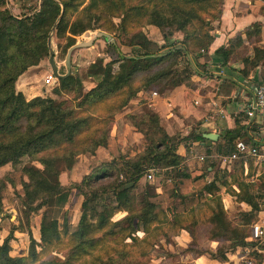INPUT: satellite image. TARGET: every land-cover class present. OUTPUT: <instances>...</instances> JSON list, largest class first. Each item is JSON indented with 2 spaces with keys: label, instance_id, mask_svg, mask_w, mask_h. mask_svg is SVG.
I'll use <instances>...</instances> for the list:
<instances>
[{
  "label": "trees",
  "instance_id": "obj_1",
  "mask_svg": "<svg viewBox=\"0 0 264 264\" xmlns=\"http://www.w3.org/2000/svg\"><path fill=\"white\" fill-rule=\"evenodd\" d=\"M5 4L6 0H0V10H4ZM221 5L222 0H40L38 8L31 14L10 15L6 21L0 23V166L5 163H16L22 157L39 164V166L29 164L24 168L28 179V184L24 185V196L28 201L39 199V204H45L49 211L42 215L39 223L40 242L49 243L66 234L68 223L65 219L62 218L60 229L56 217L50 214L54 208H60L65 204L70 191L68 186L59 182L58 173L61 167L69 168L79 153H93L98 145L105 142L111 114L131 95L138 93L140 98L146 100L147 93L155 90V85L192 84L189 79L190 74L196 72L208 74L204 62H199L197 58L204 55L202 52L206 51L212 40L210 32L212 21L218 19ZM72 10L76 12L74 19L69 23L70 33L73 34L87 28H98L99 25L91 26L93 19L99 23L104 17V20H108L107 24L112 25L110 17L121 15L118 28L122 31L127 28L133 29L130 45L135 48L136 53L124 55L118 52L119 70L115 73L107 72L106 77L103 76L85 91L82 99L74 105H65L62 100H55L49 96L34 95L25 99L21 91L15 89L14 82L17 76L29 65L38 63L48 54L47 36L50 29L53 26L56 32L64 30L68 24V14ZM131 19L133 20L129 21ZM142 24H152L160 30L163 43L158 44V48L152 38L141 30ZM258 25L257 22L252 23L246 28V32L254 31ZM174 31H179L181 37L173 38ZM238 37L239 35H236L233 38L235 44L239 43ZM164 47L165 50L160 51ZM230 47L231 44L220 45L213 50V53L218 55L220 64H224L228 58ZM252 52L249 60L243 57V72L259 59L264 63V44L254 46ZM170 56H178L177 63L183 64L182 71L185 75L175 78L168 74L172 71L158 70L152 73L145 83L134 86L132 81L135 73ZM71 79L70 72L59 78L60 87H68ZM100 83H103L104 87L100 88ZM144 115L154 124L159 137L151 139L149 149L144 155V160L148 163L142 165L140 161H134L124 183H136L153 163H163L165 167L174 168L175 173L173 180L161 185L163 195L169 196L168 191H171V196L189 193L188 197L184 198L185 201H196L203 195L217 198L214 193L217 190L214 179L204 178L205 166L190 170L185 164L184 156L176 152L177 144L182 138L176 133H166L152 109L145 110ZM195 138L203 139L201 135H196ZM236 140L246 141L244 137ZM236 140L224 145V152L228 154L232 152ZM236 164L234 168L236 167L237 170L239 164L238 162ZM89 179L90 177H85L81 180L88 184ZM231 181H236L238 186V190L233 193L236 200H243L250 206L249 211L244 212V223H248L255 218L259 209L251 193L255 190L254 185L238 180L237 177L231 178ZM121 184L123 183L109 188L114 203L113 205L103 203L101 209H96V221L89 233L83 230L80 223L70 234L68 233L71 237L68 253L71 252L65 254L63 259L54 260L44 256L36 263L38 252L35 245L38 241L28 233L26 256L9 255L8 239L7 237L2 239L0 264H68L70 259L83 257L82 254L105 238H110L111 234L115 236V233L122 228L124 219L127 221L129 232L127 238L131 241L136 240L137 237L131 232L132 229L136 230L141 225L140 229L144 232L145 222L153 221L155 215L157 216L155 211L157 204L142 197L137 212L125 214L120 219H111L114 211L120 209L128 211L130 188L119 189ZM83 195V201L86 203L97 197L95 192L90 197L84 193ZM217 204L219 212L213 215L220 217L223 212L220 203ZM94 206L95 204H92L90 207L94 209ZM178 228L189 231L188 227L178 226ZM248 235H251V227L248 231L240 232L234 228L232 237L227 238L229 245L225 244L223 247L217 243L215 249L210 252V257L224 260V252L227 248L250 243L246 240ZM257 240L259 239H253V241ZM201 253L202 251L196 254ZM122 256L125 257V254ZM113 262L111 260L112 264Z\"/></svg>",
  "mask_w": 264,
  "mask_h": 264
},
{
  "label": "rangeland",
  "instance_id": "obj_2",
  "mask_svg": "<svg viewBox=\"0 0 264 264\" xmlns=\"http://www.w3.org/2000/svg\"><path fill=\"white\" fill-rule=\"evenodd\" d=\"M39 2L40 0H6L4 10H0V23L6 21L10 15L31 14L38 8ZM75 13L73 10L69 12L68 24L64 30L56 32L52 26L48 33L49 45L53 50V59L58 73L61 74L66 70L64 58L71 44L88 39L96 30L106 31L110 34V39L98 37L91 44L76 47L71 51L70 85L66 88L60 87L59 78L51 73L48 54L44 55L38 63L26 68L33 78V88L40 93L36 95L62 100L65 105H74L80 101L85 91L94 86L103 76L106 77L107 72L118 71L120 62L118 52L124 55L136 53L135 48L130 45L133 29L127 28L122 31L118 28L121 15L110 17L112 25L107 24L108 20H104V17L99 20V23L93 19L91 26L99 25L98 28H87L73 34L70 33L69 23L74 19ZM214 21L212 26L215 25ZM141 30L146 34L149 33L147 35L152 38L156 46L159 41H162L160 30L156 26L144 24ZM163 50L165 47L160 49V51ZM178 59V56H170L160 63L146 67L145 70L133 75L132 83L134 86L143 84L152 73L158 70L172 71L168 74L175 78L185 75L182 71L183 64L177 63ZM48 74L51 77L46 80ZM17 78L14 82L16 90H18ZM107 79L109 81L108 77ZM99 86L102 88L104 84L100 83ZM155 86V89H160L167 85L160 83ZM22 95L25 99L32 97L23 93ZM148 108L150 107L146 100L140 98L138 93L131 95L111 114L105 142L98 145L93 153H79L69 168L61 167L58 180L61 184L68 186L70 191L65 204L60 208H54L50 214L56 217L60 229L62 218H64L68 223V230L66 234L52 242L39 241V223L42 215L49 212L47 207L45 204H39V199L28 201L24 196V185L28 184L24 168L29 164L36 166L39 164L36 161L30 162L27 157H22L16 163H5L0 166V242L7 237L9 255H27L28 233H30L38 241L35 245L38 252L36 263L44 256L54 260L63 259L65 254L71 252L68 253V248L71 246L70 232L80 223L83 230L89 233L96 221V209H101L103 203L113 205L114 201L109 188L119 183H123L119 189L130 188L129 207L128 211L125 209L114 211L111 219H120L125 214L137 212L140 209L142 197L157 204L155 209L157 216L155 215L153 221L145 222L144 232L140 229L141 225L136 230L132 229L131 232L137 237L133 241L127 238L129 232L127 221L124 219L122 228L115 233V236L111 234L110 238H105L104 241L90 248L87 254H82L83 257L70 259L68 264H112L111 260L114 264H195V261L198 264H213L210 261V252L213 251L209 246L210 240L216 239L220 243L219 246L224 247L225 244L229 245L227 238L232 237L234 228H237L239 232L249 230L251 223L257 218V211L252 221L244 223V212L249 211L250 208L242 209L244 205L239 201L234 203L231 196L226 198L224 191L223 193L220 191L221 200L217 192L218 186L214 192L217 198L212 195H203L196 201H185L184 198L188 197L189 193L171 196V191H168L169 196L163 195L161 185L175 178L174 168L171 166L165 167L163 163H153L150 167L152 172L150 178L146 177L145 174L148 172L146 170L136 183L129 185L124 183L134 161H140L142 165L148 163L144 160V155L149 149L151 139L159 137L154 124L144 115ZM207 161L203 159L196 163L203 167ZM85 177H90L88 184L81 180ZM254 189L258 190V187ZM220 190H222L221 187ZM93 192L97 194L96 199L84 202L83 193L90 197ZM229 192L234 193L233 190ZM252 194L257 204L261 200L257 198L258 192ZM261 196L264 199V194ZM234 199L236 200L235 195ZM216 202L220 203L223 212L220 217L213 215L219 212ZM92 204H95V210L90 207ZM134 221L133 219V223ZM178 226L188 227L189 231ZM200 251L202 255L198 257L196 253ZM120 253L125 254V257L118 255Z\"/></svg>",
  "mask_w": 264,
  "mask_h": 264
},
{
  "label": "crops",
  "instance_id": "obj_3",
  "mask_svg": "<svg viewBox=\"0 0 264 264\" xmlns=\"http://www.w3.org/2000/svg\"><path fill=\"white\" fill-rule=\"evenodd\" d=\"M254 22L259 24L258 27L246 32V28ZM213 23L215 25L210 30L212 40L206 51L202 52L204 55L197 58L199 62H204L208 74H190L192 84L178 83L151 90L147 93L146 102L157 114L165 132L176 133L182 138L177 144L176 152L184 156L185 164L190 170L200 167L197 161L208 160L204 165V178L214 179L219 187L217 192L220 197V191H224L226 198L231 196L233 202H237L229 192L238 190L236 181H231L233 177L258 187V190L252 191L258 192L257 198L261 199L257 203L259 209L256 221L252 224H258L263 234L254 237L251 232L246 237L249 244L229 247L224 252V260L210 257V261L213 264H264V199L261 196L264 194V109L254 105L253 96L255 85L264 78V63L259 59L253 66H248L245 72L242 71L243 57L249 60L253 47L264 44V0H222L219 17ZM236 35H239L238 44L233 41ZM172 37L180 38L181 33L174 31ZM229 44L230 54L225 63L220 64L219 57L213 50L220 45ZM28 72L26 69L19 74L16 86L30 97L40 93L33 88V78ZM247 111L251 114L248 115ZM206 132L214 133L215 137H205L203 133ZM196 135H201L203 139H196ZM239 137H244L245 143L254 145L257 154L238 159L228 158L224 145ZM198 155L203 158L199 159ZM237 162L240 168L238 166L236 170L234 166ZM239 203L244 205V210L250 208L243 200ZM254 238L259 240L253 241ZM210 241V249L214 250L218 241ZM201 255L202 253L198 257Z\"/></svg>",
  "mask_w": 264,
  "mask_h": 264
},
{
  "label": "built area",
  "instance_id": "obj_4",
  "mask_svg": "<svg viewBox=\"0 0 264 264\" xmlns=\"http://www.w3.org/2000/svg\"><path fill=\"white\" fill-rule=\"evenodd\" d=\"M51 77L48 74L46 80ZM253 96H254V105L260 109H264V78L260 79L253 89ZM248 115L251 114L250 111L246 112ZM257 154L256 147L251 145L250 143H245L243 140H236L234 144V150L230 152L227 157L228 158H239L246 155H255ZM199 159H202V155H198ZM146 177L150 178L152 175L151 169H148L146 172ZM251 232L254 237L260 236L263 234L262 228L258 224H252Z\"/></svg>",
  "mask_w": 264,
  "mask_h": 264
},
{
  "label": "water",
  "instance_id": "obj_5",
  "mask_svg": "<svg viewBox=\"0 0 264 264\" xmlns=\"http://www.w3.org/2000/svg\"><path fill=\"white\" fill-rule=\"evenodd\" d=\"M98 37H103L104 39L108 40V39H110V34L107 33V32H104L102 30H96V31H94V33L88 39L81 40V41H78V42H75V43L71 44L67 48V51H66V54H65V58H64V65L66 67V70H65V72L63 74H60L56 70V65H55V62H54V59H53V50H52V48L49 45L50 37L48 36L47 37L48 63L50 65L52 75L54 77H56V78H62L64 76H66L69 73V68H70V53H71V51L74 48H76V47H81V46H86V45L91 44ZM203 135L205 137H207V138H214L215 137L214 136V133H212V132H206V133H203ZM129 184H131V182L126 183V185H129Z\"/></svg>",
  "mask_w": 264,
  "mask_h": 264
}]
</instances>
